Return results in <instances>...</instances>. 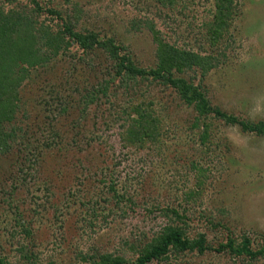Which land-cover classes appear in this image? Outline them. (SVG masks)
<instances>
[{
	"label": "rangeland",
	"instance_id": "1",
	"mask_svg": "<svg viewBox=\"0 0 264 264\" xmlns=\"http://www.w3.org/2000/svg\"><path fill=\"white\" fill-rule=\"evenodd\" d=\"M36 2L38 9L31 0H0L4 11L23 9L38 32L64 40L55 54L37 45L50 59L35 61L5 94L12 104L0 116L16 137L0 147V256L7 264H90L110 253L134 264L171 224L190 239L202 234L210 248H171L146 264H264V252L253 258L224 246L246 238L251 250L264 248V135L211 114L202 143L197 112L175 88L151 77L113 79L106 50H84L65 32L67 23L112 38L148 69L155 45L133 24L151 17L168 41L217 61L185 75L212 106L257 122L264 120V0H232L230 27L213 44L205 22L215 0H176L172 10L156 0ZM133 102L157 120L148 140L127 144Z\"/></svg>",
	"mask_w": 264,
	"mask_h": 264
},
{
	"label": "trees",
	"instance_id": "2",
	"mask_svg": "<svg viewBox=\"0 0 264 264\" xmlns=\"http://www.w3.org/2000/svg\"><path fill=\"white\" fill-rule=\"evenodd\" d=\"M158 4H162L165 9L172 10L176 0H156ZM36 4V9L39 8L36 0H31ZM214 11L210 20L205 22L207 37L213 44L220 40L226 30L230 27L232 18V0H215ZM52 13V10H50ZM66 34L78 43L84 50L96 49L100 47L106 50L107 56L114 60L115 77H123L125 79L143 80L146 77L158 79L159 81L169 84L175 88L180 97L193 106L197 112L194 125L198 127V137L202 143H206L209 139V125L204 118L214 117L220 118L228 123L239 124L244 131H252L260 135H264V120L257 122H248L237 118L232 114L221 111L218 107L212 106L206 98V94L199 86V83L188 81L185 79L187 71L197 70L201 75L209 71L217 65V61L213 60L207 54H199L198 50L181 49L177 45L168 41L160 32V29L155 25L151 17H144L139 22L133 24L137 29L148 30L152 36L155 45V63L148 69L138 66L129 57L123 45H120L112 38L100 39L99 35L92 31L78 33L71 31L69 25L65 23ZM35 22L32 20L28 12L23 9H8L4 11L0 6V112L5 110L7 103L12 104L10 96L14 88L25 78L29 72V68L33 63H45L50 59L49 55L42 54L39 56L38 46L41 50L45 47L54 49L55 54L63 37H52L46 30L38 32L34 31ZM29 44L30 51L25 48ZM38 45V46H37ZM32 55H27L25 50ZM37 53V54H36ZM46 53V52H45ZM46 60V61H45ZM45 61V62H44ZM215 61V62H214ZM38 63V64H39ZM31 71V69H30ZM202 79V77H201ZM135 80V81H136ZM5 96V97H4ZM93 94H91L92 98ZM142 103L133 102L128 108V125L124 129L125 142L128 144L131 141L137 142L144 138L148 140L147 133L152 131L146 128L151 126V122L155 124L157 118L153 116L152 110L144 106ZM146 106V105H145ZM8 123V121H7ZM16 137V129L10 124L6 127L4 119L0 116V147H5L6 142ZM233 241H228L226 245L237 253H245L250 257H256L264 252L262 250L253 251L249 248V241L244 238L240 246L233 248ZM174 248L176 250H186L197 248L199 252L204 249H209V246H204V238L201 234L198 239H190L182 231L179 226L166 224L152 238V240L139 252V255L134 264H146L148 261L158 259L167 254ZM0 264H7V261L0 256ZM52 264V263H48ZM90 264H127L122 256L112 255L110 253L103 254L98 261Z\"/></svg>",
	"mask_w": 264,
	"mask_h": 264
}]
</instances>
